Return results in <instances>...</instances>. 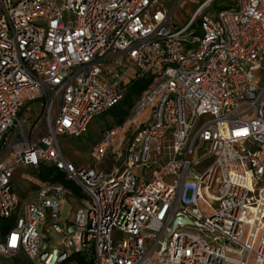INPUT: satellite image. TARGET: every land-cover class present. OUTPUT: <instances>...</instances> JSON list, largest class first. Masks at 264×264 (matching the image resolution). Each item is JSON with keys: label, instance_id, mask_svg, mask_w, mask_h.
<instances>
[{"label": "built area", "instance_id": "obj_1", "mask_svg": "<svg viewBox=\"0 0 264 264\" xmlns=\"http://www.w3.org/2000/svg\"><path fill=\"white\" fill-rule=\"evenodd\" d=\"M186 1L0 0V220L14 217L1 258L50 264L41 227L86 264H264V0L214 16L206 0L178 28ZM139 80L123 123L92 146L94 166L66 161L59 139L82 137ZM40 165L87 204L62 219L68 192L48 183L19 201L15 174Z\"/></svg>", "mask_w": 264, "mask_h": 264}, {"label": "rangeland", "instance_id": "obj_2", "mask_svg": "<svg viewBox=\"0 0 264 264\" xmlns=\"http://www.w3.org/2000/svg\"><path fill=\"white\" fill-rule=\"evenodd\" d=\"M12 3L17 2L18 0H9ZM206 0H187L186 2H181L175 9L172 18L173 24L181 28L188 21L194 17L197 12V8H200L202 4H204ZM235 0H216L205 12L208 16H214L218 11L229 8L234 4ZM111 68H107L109 70ZM105 70V68H104ZM133 78V74H129L125 78V82L131 80ZM105 80V77H104ZM139 83H142V80H139ZM131 103H134L131 102ZM130 104L129 102H122L116 108H114L111 112L99 116L92 120L89 124L86 133L77 139L74 138H60L59 142L61 145V151L64 156V159L76 167H93V163L90 160V150L92 146L97 143L101 134L104 130L109 129L114 126L118 120L122 118V115L126 114L128 111ZM32 110L29 113H24L21 115L20 120L23 121L27 117H30V121L33 120L36 113L34 112V105L30 107ZM150 113V108H146L144 112L129 125V129L126 130L127 136L123 137L124 142H126V138L136 129L138 128L146 119L148 114ZM119 140L117 138L115 142L112 144L109 150V156H107L106 161L101 166L102 169L110 170L114 163V157L112 156L119 149ZM118 167V165H115ZM206 169H202L201 172H204ZM136 176H141V171H135ZM167 181V180H166ZM168 182V181H167ZM41 182L37 180V175L30 170H20L15 174L12 187L13 192L19 201H24L32 196H34L36 190L40 188ZM88 202V200H87ZM86 202V203H87ZM84 205L83 201L70 199L62 206V219H65L69 210H73L75 208H80ZM39 233V256L42 254H52L56 252L58 255L61 253L71 254L73 253V247L69 245V238L62 234H55L52 231H48V234H45L42 231V228H38ZM91 255L88 253L81 254L80 257L83 259H88ZM11 260H17L20 262H25V260L21 257L15 256L12 259H3L0 257V264H3L4 261L10 262Z\"/></svg>", "mask_w": 264, "mask_h": 264}, {"label": "trees", "instance_id": "obj_3", "mask_svg": "<svg viewBox=\"0 0 264 264\" xmlns=\"http://www.w3.org/2000/svg\"><path fill=\"white\" fill-rule=\"evenodd\" d=\"M140 81L134 82L127 90L125 93V96L123 98L122 102H129L130 106L128 108V111L124 116L122 115V118L117 121V123L112 126H120L124 119L127 117L129 114V110L132 107V105L137 101V99L140 97L141 93L145 90L148 82L145 80H142V83H139ZM134 103H131L133 102ZM118 106V105H117ZM116 106V107H117ZM115 107V108H116ZM114 109V108H113ZM112 109V110H113ZM110 110L109 112H111ZM108 112V113H109ZM110 127V128H112ZM32 172H34L37 175V180L41 182V184H60L62 185L65 190L68 192L67 196V201L70 199H75V200H80L84 202V207L87 203V197L82 193V191L76 187L73 183L66 181L64 179V176L62 173L57 171L54 167L52 166H47V165H40L37 168H32L28 169ZM14 224V217H11L8 220H0V243H2L4 237L7 235V233L12 229ZM17 257H21L25 260V262H20L17 260H11L10 262L4 261L3 264H28L27 260L22 254H18ZM61 264H86L85 259L81 258L80 255L77 254H70L64 262Z\"/></svg>", "mask_w": 264, "mask_h": 264}, {"label": "water", "instance_id": "obj_4", "mask_svg": "<svg viewBox=\"0 0 264 264\" xmlns=\"http://www.w3.org/2000/svg\"><path fill=\"white\" fill-rule=\"evenodd\" d=\"M180 221H182V219H177V220L175 221V224L179 223ZM67 230H68L69 233H71V228H70V227H68ZM45 258H46V254H42V255L40 256V260H41V261L45 260ZM65 259H66V253H61V254H59V255L56 257V252H53V253H52V260H51L50 264H53L54 261H55L57 264H61L62 262L65 261Z\"/></svg>", "mask_w": 264, "mask_h": 264}]
</instances>
